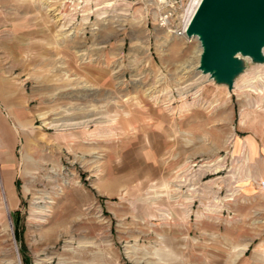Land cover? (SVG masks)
<instances>
[{"label": "rangeland", "instance_id": "obj_1", "mask_svg": "<svg viewBox=\"0 0 264 264\" xmlns=\"http://www.w3.org/2000/svg\"><path fill=\"white\" fill-rule=\"evenodd\" d=\"M196 1L0 0V264H232L261 235L264 62L198 71ZM163 118L199 155L141 178Z\"/></svg>", "mask_w": 264, "mask_h": 264}, {"label": "water", "instance_id": "obj_2", "mask_svg": "<svg viewBox=\"0 0 264 264\" xmlns=\"http://www.w3.org/2000/svg\"><path fill=\"white\" fill-rule=\"evenodd\" d=\"M185 35L199 42L198 71L231 89L241 57L264 62V0H200Z\"/></svg>", "mask_w": 264, "mask_h": 264}, {"label": "crops", "instance_id": "obj_3", "mask_svg": "<svg viewBox=\"0 0 264 264\" xmlns=\"http://www.w3.org/2000/svg\"><path fill=\"white\" fill-rule=\"evenodd\" d=\"M185 120L184 129L187 131L190 138L193 136H199V133L193 135V124L194 119L188 118V121ZM168 124V118H163L160 122L159 132H157V136L155 133L149 132L143 138L146 140L144 142H135L136 135L132 137L133 143L132 151L129 152V155L133 157V151L135 150H142L143 152H139L141 158L133 157L131 158L128 163L129 165H141L139 166L138 175L141 178H145L148 176L151 177V173L158 172L161 175L163 173H169L168 167L174 165L175 163H179L178 158L184 159H191L196 157L200 149L198 148V142L194 145L189 144H182V155L179 156V148L180 144L179 141L182 139L181 132L176 128V126H170ZM209 133V132H208ZM157 137V138H156ZM153 140V144H152ZM188 142L190 140L187 139ZM155 151V152H154ZM206 151H209L208 149ZM154 152V154H153ZM154 169H157L153 171ZM113 178V177H112ZM10 194V193H9ZM240 253L237 258L234 260L232 264H264V230L262 231L261 235L258 236L256 239L251 240L250 242L245 245L244 248L239 249Z\"/></svg>", "mask_w": 264, "mask_h": 264}, {"label": "bare ground", "instance_id": "obj_4", "mask_svg": "<svg viewBox=\"0 0 264 264\" xmlns=\"http://www.w3.org/2000/svg\"><path fill=\"white\" fill-rule=\"evenodd\" d=\"M199 2H200V0H197L196 1V3H195V8H194V10L196 9V7H197V5L199 4ZM194 10L192 11V14H191V16H190V18L188 19V21H187V23H186V25H185V27H184V35H185V28L188 26V23H189V21H190V19H191V17H192V15H193V13H194ZM194 39H197L196 37H194ZM262 54L264 55V49H263V51H262ZM200 55H201V48H200ZM199 55V56H200ZM207 77H208V75H207ZM209 79V78H208ZM210 80V79H209Z\"/></svg>", "mask_w": 264, "mask_h": 264}, {"label": "built area", "instance_id": "obj_5", "mask_svg": "<svg viewBox=\"0 0 264 264\" xmlns=\"http://www.w3.org/2000/svg\"><path fill=\"white\" fill-rule=\"evenodd\" d=\"M180 34H181V35L184 34V29H183L182 33H179V35H180ZM261 187L264 188V182L261 184Z\"/></svg>", "mask_w": 264, "mask_h": 264}, {"label": "trees", "instance_id": "obj_6", "mask_svg": "<svg viewBox=\"0 0 264 264\" xmlns=\"http://www.w3.org/2000/svg\"><path fill=\"white\" fill-rule=\"evenodd\" d=\"M16 220H17V219H16ZM17 233H18V232H17ZM15 236L18 237V238L20 239V234H19V235H18V234H15Z\"/></svg>", "mask_w": 264, "mask_h": 264}]
</instances>
